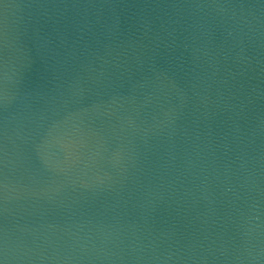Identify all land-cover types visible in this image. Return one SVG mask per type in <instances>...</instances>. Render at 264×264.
Instances as JSON below:
<instances>
[{
  "label": "water",
  "instance_id": "95a60500",
  "mask_svg": "<svg viewBox=\"0 0 264 264\" xmlns=\"http://www.w3.org/2000/svg\"><path fill=\"white\" fill-rule=\"evenodd\" d=\"M264 264V0H0V258Z\"/></svg>",
  "mask_w": 264,
  "mask_h": 264
},
{
  "label": "clouds",
  "instance_id": "9594fccd",
  "mask_svg": "<svg viewBox=\"0 0 264 264\" xmlns=\"http://www.w3.org/2000/svg\"><path fill=\"white\" fill-rule=\"evenodd\" d=\"M0 260H2V264H8L7 254L5 253V255L3 256V258H0Z\"/></svg>",
  "mask_w": 264,
  "mask_h": 264
},
{
  "label": "snow or ice",
  "instance_id": "6c2138e0",
  "mask_svg": "<svg viewBox=\"0 0 264 264\" xmlns=\"http://www.w3.org/2000/svg\"><path fill=\"white\" fill-rule=\"evenodd\" d=\"M0 264H2V260H0Z\"/></svg>",
  "mask_w": 264,
  "mask_h": 264
}]
</instances>
